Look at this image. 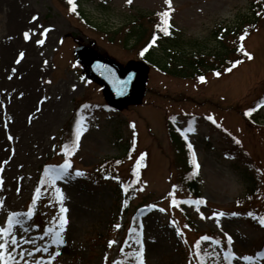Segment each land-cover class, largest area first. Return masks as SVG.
<instances>
[{
	"label": "rangeland",
	"instance_id": "1",
	"mask_svg": "<svg viewBox=\"0 0 264 264\" xmlns=\"http://www.w3.org/2000/svg\"><path fill=\"white\" fill-rule=\"evenodd\" d=\"M81 1L93 23L112 30L128 29L141 20L150 27L149 14L168 11L180 41L173 49L180 56L224 51L219 33L226 34L229 46H241L236 50L239 63L231 70L230 65L208 69L204 81L153 66L143 103L113 112L106 108L100 87L81 76L73 49L78 44L89 46L122 63L137 58L136 50L109 42L74 11L68 13L63 0H0V227H7L11 212H28L26 202L39 166L66 144L53 150L73 107L86 99L78 110L77 144L64 150L71 153L70 167L62 178L56 175L59 169L48 173L40 203L42 218L19 217L23 223L11 233L18 246L0 235L15 264H137V258L129 254L141 247L143 264H188L180 248L193 243L195 233L187 229L181 242L170 218L185 229L186 218L167 195L170 171L177 168L166 123L172 116L194 145L200 163L202 199L183 206L196 229L209 232L212 239L201 241L214 254L215 264H229L225 258L229 251L235 253L231 264H264V255H258L264 243L262 230L239 215L235 205L246 196L247 173L257 175L264 190V105L254 109L253 121L242 114L264 93V15L247 24L252 0H171L170 5L166 0ZM239 25L240 33H236ZM235 57L236 53L231 59ZM1 103L8 113L6 124ZM188 119L196 124L192 130L185 128ZM128 142L133 157L141 152L148 156L133 206L125 211L116 200L115 186L122 187L130 176L133 157L119 165V177L113 175L104 182L77 172L93 171L102 159L120 155ZM61 159L66 157L52 158L55 163ZM151 200L159 202L147 209ZM221 212L225 215H214ZM61 217L67 219L63 231ZM125 231L128 236L123 245ZM57 232L63 244L51 242ZM51 256L54 259L49 260ZM244 256L253 259L244 260Z\"/></svg>",
	"mask_w": 264,
	"mask_h": 264
},
{
	"label": "trees",
	"instance_id": "2",
	"mask_svg": "<svg viewBox=\"0 0 264 264\" xmlns=\"http://www.w3.org/2000/svg\"><path fill=\"white\" fill-rule=\"evenodd\" d=\"M68 3V0H63ZM77 0H74L76 2ZM78 4V1H77ZM76 4L75 11L79 16L80 20L84 21L88 26L102 33L109 42L117 43L126 49L136 50V56L149 62L151 65L157 67L161 71L173 75L182 77L201 76L206 73L208 69L220 70L227 64H230L232 54L236 53L239 58V54L236 50L241 49L240 46L231 47L227 43L226 34H221L220 39L223 43V50L218 51L214 54L210 53H196L194 55L180 56L178 50H174L173 47L178 48L180 41L175 38L173 32L164 34L163 17L158 14H149L148 20L151 21V26L146 27L144 22L141 20L140 24H130L129 28L119 27L117 29H105L102 25L93 23L91 19L84 15L80 5ZM252 15L249 20H245L247 24L256 23L260 16L264 15V0H252ZM243 22L241 23V25ZM240 25L236 28V33H240ZM170 30V28H169ZM168 30V31H169ZM155 37V43L153 38ZM237 42H239L237 40ZM151 45V46H149ZM147 48V51L141 55V52ZM232 60V61H231ZM264 100V93L259 94L253 100L252 107L257 105L261 106ZM167 132L171 141V146L174 150L173 162L177 168H173L170 171L171 190L169 194L177 195L182 197H200L202 194L201 181L199 173L197 171V163L195 157L192 155L191 149L189 148V142L185 135L181 132L180 123L176 120L175 116L169 117L166 121ZM75 127L74 116L67 122L61 133L60 139H64L67 135L70 136ZM120 138V137H119ZM129 155L128 145L121 151L120 155L111 158L102 159L96 164V169L92 172L91 177L100 179L104 177H110L116 173L117 168ZM195 161V163L193 162ZM137 161L131 165L135 172L139 170ZM254 173H247L248 186L246 190V196L238 199L237 207L240 208L246 214L249 215L252 222L257 224L259 227L264 228V224H261L258 218H264V190L259 183V180ZM116 200L121 202L125 209H129L135 195H136V183L128 182L125 190L122 192L119 185L115 186ZM36 209V204L32 205ZM189 218V216H187ZM197 235V232H193ZM197 245V244H196ZM192 247L191 258L192 264H200L201 260L207 262L208 253L199 244V248ZM199 253V254H198Z\"/></svg>",
	"mask_w": 264,
	"mask_h": 264
},
{
	"label": "water",
	"instance_id": "3",
	"mask_svg": "<svg viewBox=\"0 0 264 264\" xmlns=\"http://www.w3.org/2000/svg\"><path fill=\"white\" fill-rule=\"evenodd\" d=\"M82 74L102 86L107 103L124 109L142 103L146 94L150 66L143 60L131 59L126 64L92 47L79 45L74 49Z\"/></svg>",
	"mask_w": 264,
	"mask_h": 264
},
{
	"label": "snow or ice",
	"instance_id": "4",
	"mask_svg": "<svg viewBox=\"0 0 264 264\" xmlns=\"http://www.w3.org/2000/svg\"><path fill=\"white\" fill-rule=\"evenodd\" d=\"M128 3H131V0H127ZM68 3L69 5L71 6V10L72 11H75V8H76V5L74 3V0H68ZM166 3L170 5L171 3V0H166ZM162 15V17H168L169 15V12L168 11H165L164 13L160 14ZM35 19V17H34ZM165 31V34H167V28H164L163 29ZM47 31V30H45ZM24 38L25 39H28L29 38V33L28 32H25L24 33ZM241 39H243V36L241 37ZM43 40H38L37 43H40V44H43ZM153 43H155V37L153 38ZM151 46V45H149ZM147 51V48H145L142 52H141V55L144 54V52ZM20 57L23 58L24 56V53L23 52H20L19 53ZM249 58H251L249 56ZM230 70V69H229ZM217 76L220 75L219 72L216 73ZM199 79L201 81H204L205 80V77L204 76H200ZM250 114V113H249ZM208 119H212V117H208ZM215 122V121H213ZM79 136H80V132L77 133V140L79 139ZM9 139H11V137H9ZM189 147H191V145H189ZM67 151V149H66ZM69 155L71 154L70 152L68 153ZM195 163V161H193ZM70 167V162L68 160H65L64 164L63 165H60L59 166V170L57 172V176H60L62 178V176L65 174V170L67 168ZM196 167L198 168L199 165L197 164ZM77 175H82V173L80 172H77ZM56 176H53V182L55 180ZM0 184H2V179H0ZM37 193H39V189H37ZM175 203V201H173ZM3 206V200H0V207ZM62 212H66L67 210L66 209H61ZM32 214V210L29 209V211L27 213H19V212H11L10 215L7 217V227H0V235H6L9 237V241L11 242V244L13 245H17V240H16V237L14 235H12L11 233L13 232L15 226L17 225H21L23 223V221L19 218L21 216L23 217H29L31 216ZM214 215H219V216H223L225 215L224 213H214ZM232 215H236L235 213H233ZM248 215H253V213H248ZM260 223L261 224H264V218H258ZM67 223V219L64 218V217H61L60 219V224H61V228H60V231H63V225H65ZM116 227H119V225H117ZM179 234V232H178ZM209 239H212L208 236H204L202 237V240H209ZM231 240H232V237L231 236H228V241H229V244L231 243ZM53 244H63L64 241L62 239V237L60 236L59 232L56 233L55 235V238L51 241ZM111 243H115V241L113 242H110V245ZM137 243H141L140 240H137ZM217 243H219V241H217ZM7 247H8V244L7 242H0V264H9V260H12L13 261V264H15V260L14 258L10 255V253H8L6 250H7ZM197 248H199V242L197 243L196 245ZM37 251H39V249H37ZM43 251L47 252L48 251V248H44ZM143 248L141 247L140 250L138 252H134V253H130L129 255H132V256H135L137 258V264H143ZM199 254V253H198ZM5 255L8 256V259H5ZM55 255H59V252H56ZM258 255H264V253H261V254H258ZM230 257H235V253H228V255L225 257L226 259L229 260V264H231V259ZM244 260H252L253 257L251 256H244L242 257ZM51 259H54V256H51L49 258V260ZM114 264H116V262H114ZM200 264H204V261L201 260Z\"/></svg>",
	"mask_w": 264,
	"mask_h": 264
}]
</instances>
